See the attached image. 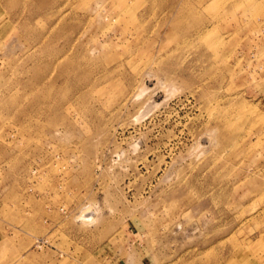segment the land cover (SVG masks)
Listing matches in <instances>:
<instances>
[{
	"label": "rangeland",
	"instance_id": "obj_1",
	"mask_svg": "<svg viewBox=\"0 0 264 264\" xmlns=\"http://www.w3.org/2000/svg\"><path fill=\"white\" fill-rule=\"evenodd\" d=\"M0 264H264V0H0Z\"/></svg>",
	"mask_w": 264,
	"mask_h": 264
},
{
	"label": "crops",
	"instance_id": "obj_2",
	"mask_svg": "<svg viewBox=\"0 0 264 264\" xmlns=\"http://www.w3.org/2000/svg\"><path fill=\"white\" fill-rule=\"evenodd\" d=\"M0 237H1V235H0ZM0 241H1V238H0ZM1 253V252H0Z\"/></svg>",
	"mask_w": 264,
	"mask_h": 264
}]
</instances>
